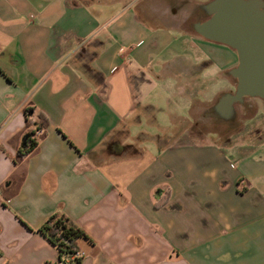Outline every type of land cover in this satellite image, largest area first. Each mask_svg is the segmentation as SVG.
I'll use <instances>...</instances> for the list:
<instances>
[{"label": "crops", "instance_id": "crops-1", "mask_svg": "<svg viewBox=\"0 0 264 264\" xmlns=\"http://www.w3.org/2000/svg\"><path fill=\"white\" fill-rule=\"evenodd\" d=\"M195 1L0 0V264L57 263L54 215L81 264H264V101L193 131L238 65Z\"/></svg>", "mask_w": 264, "mask_h": 264}, {"label": "water", "instance_id": "water-1", "mask_svg": "<svg viewBox=\"0 0 264 264\" xmlns=\"http://www.w3.org/2000/svg\"><path fill=\"white\" fill-rule=\"evenodd\" d=\"M211 16L195 26L208 41L237 53L238 65L230 71L237 80L228 108L245 98L264 101V2L262 0H212L204 6ZM29 136L24 138L26 143Z\"/></svg>", "mask_w": 264, "mask_h": 264}, {"label": "trees", "instance_id": "trees-1", "mask_svg": "<svg viewBox=\"0 0 264 264\" xmlns=\"http://www.w3.org/2000/svg\"><path fill=\"white\" fill-rule=\"evenodd\" d=\"M24 154L28 152L21 155L24 156ZM39 232L58 251V262L54 264L82 263L83 258H77L75 255L80 251L79 242L88 237L71 219L64 215H54L40 228Z\"/></svg>", "mask_w": 264, "mask_h": 264}, {"label": "rangeland", "instance_id": "rangeland-1", "mask_svg": "<svg viewBox=\"0 0 264 264\" xmlns=\"http://www.w3.org/2000/svg\"><path fill=\"white\" fill-rule=\"evenodd\" d=\"M200 4H202V6H205L206 4H208L210 1L212 0H198ZM264 2V0H262ZM197 0L192 4V7L194 8V6L197 4ZM194 10V9H193ZM192 12V11H191ZM200 14L196 15V17H194L193 19H191L189 21V24L185 25V30L190 31L191 33L196 32L194 31V29L192 28V24L193 22H197L201 19H203ZM228 48V47H227ZM231 50V48H229ZM237 66V65H236ZM229 78V82L232 84V88L233 85L236 87L237 84V80L232 77L231 75H228ZM223 86H228L227 81L223 82ZM230 87V86H229ZM230 89V88H229ZM228 92L225 93H230L231 90H227ZM250 99H254V98H245L243 100V102L241 103H235L234 104V115L232 117H234L233 119L230 117L229 120H224L220 117L219 114L213 112V113H209L210 115H208V119L206 120L207 123L205 124H200L199 126H194L193 127V131L194 130H201L203 129L204 131H207L208 133L210 132H215L217 130H220L221 132H223L224 134H228L232 132L233 127H237V125L239 124L240 121V126L243 125L246 120H248L251 116H253L255 113L258 112V109L255 108H251L250 107ZM218 101V99H217ZM214 111V110H212ZM208 114V113H207ZM212 118V119H209Z\"/></svg>", "mask_w": 264, "mask_h": 264}, {"label": "flooded vegetation", "instance_id": "flooded-vegetation-1", "mask_svg": "<svg viewBox=\"0 0 264 264\" xmlns=\"http://www.w3.org/2000/svg\"><path fill=\"white\" fill-rule=\"evenodd\" d=\"M201 13V15L202 16H204V17H202L203 19H201V20H199V21H197V22H193V24H192V28L194 29V31H196L195 30V26L197 25V24H199V23H203V22H205L206 20H208L211 16L205 11V9H204V6H199V7H195L194 8V10H193V12H192V16H191V18L185 23V25H187V24H189V21L191 20V19H193L194 17H196V15H198V14H200ZM202 39L204 40V41H208V40H206L205 38H203L202 37ZM209 43H214V45H218V46H221V47H227V46H225V45H222V44H218V43H215V42H211V41H208ZM229 48V47H228ZM236 53V52H235ZM237 55V54H236ZM238 57V56H237ZM227 75H230V71L229 72H227L226 73ZM235 90H236V87L233 85V88H232V90H231V92L230 93H226L221 99H220V101L217 103V105H216V108H215V113H217V114H219V115H222V116H224V117H226V118H229V117H232L233 115H234V109H233V107H234V104H232V106L230 107V108H228V106H227V103H226V99H227V97L228 96H231V95H233L234 93H235Z\"/></svg>", "mask_w": 264, "mask_h": 264}, {"label": "built area", "instance_id": "built-area-1", "mask_svg": "<svg viewBox=\"0 0 264 264\" xmlns=\"http://www.w3.org/2000/svg\"><path fill=\"white\" fill-rule=\"evenodd\" d=\"M75 257L77 258H83L84 257V254L81 253L80 251L75 255Z\"/></svg>", "mask_w": 264, "mask_h": 264}]
</instances>
